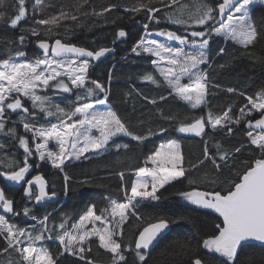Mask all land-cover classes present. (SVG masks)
Segmentation results:
<instances>
[{
  "label": "snow or ice",
  "instance_id": "obj_1",
  "mask_svg": "<svg viewBox=\"0 0 264 264\" xmlns=\"http://www.w3.org/2000/svg\"><path fill=\"white\" fill-rule=\"evenodd\" d=\"M35 3L39 6L40 0H35ZM5 4L6 0H0V8ZM174 5L178 6L177 10L167 15V21L184 34L160 29L155 35L166 38L168 42L175 41L178 46L151 38L150 23H144V34L132 46L131 52L150 58L155 72L163 79V85L171 90L169 95L174 94L190 109H203L208 104L211 77L202 66H213L210 41L213 37L222 38L245 50V54H254L251 50L264 41V24L257 26L252 13L257 8L264 9V0H216L214 5L207 3V0H196L194 11H186L188 5L180 4V0H169L164 7L172 8ZM13 7L9 26L15 29L27 16L26 0H16ZM115 7L112 5L94 14L103 15V12ZM142 9L146 10L149 22L160 23V18L154 15L160 9L153 8L151 0L138 3L131 11L139 13ZM4 18L5 13L0 11V20ZM69 18L76 20L75 15L70 17L67 11L61 10L50 18L37 19L35 23L48 26L50 33L58 35L53 32L52 26H59L61 20ZM32 35L38 36V29L33 28ZM126 36L125 30H118L113 43ZM18 39L23 45L26 37L20 35ZM37 47L41 52L32 61L19 59L27 55L22 48L15 52V58L9 55L8 58L0 59V132L18 141L19 147L23 149L22 162L15 158L7 164L0 161V177L11 182L9 188L23 182L24 197L40 205L56 193L48 191V183L40 174L27 179L33 166L30 163L32 158L47 162L53 169L64 172L68 163L81 158L88 159V153L104 155L113 149L116 153L121 149L130 150L128 143H117L115 138L127 137L137 144H143L151 136L166 133L168 128L160 126L153 131L149 127L146 133L133 132L117 112L107 107L112 70H109L106 86L89 76V68L93 62L113 52L114 48L101 46L98 50H89L84 46L62 42L60 38L54 42L38 40ZM224 54L226 48L221 47L217 55ZM226 63L220 64L219 68H225ZM140 79L158 87L163 86L153 72H146ZM49 90L56 94H69L74 99H69L68 104L62 106L53 101ZM226 91L234 93L237 90L228 87ZM159 99L165 100L166 97L161 95ZM245 99L251 108L247 105L241 107L239 115L235 117L231 109L225 110L222 115H214L208 110L206 119L204 115L191 119L187 116L178 119L177 114L162 115L165 120L178 121L174 127L176 133L202 139L218 130L233 134V128L229 125H240L242 122L248 129L245 133L248 144H241L231 152L221 151V145L217 142L218 151L212 154L205 140L204 159L198 162L202 165L211 161L218 174L211 183L216 184L225 167L232 170L230 161L235 162L237 159L232 153L249 151L252 158L246 160V167L237 173L238 180L226 183L220 190L193 188L177 193L182 200L199 209L210 210L217 218L215 230L196 240L194 246H183L188 249L185 253L188 255V264H213V260L206 255L210 253L223 258L218 264H241L239 254L244 248L251 247L254 242L264 247V88L255 97L245 96ZM25 101L30 102V107ZM148 102L156 104L157 100L153 98ZM97 106L104 108L99 110ZM255 113H259V118H255ZM13 115L18 120H13ZM50 118H54L55 122ZM9 121L12 127H8ZM18 124L31 136L19 134ZM209 128L211 132L206 131ZM50 144H54L55 149ZM5 147V144L0 143V149ZM192 167L197 168L198 165ZM131 171L135 179L131 181L130 187L125 179V171L116 173L121 181L120 190L124 192L122 202L110 200L107 206L100 209L95 204L89 205L78 222L71 224L70 228L67 226V215L58 225L49 226L50 214L39 218L27 206L23 208L24 216L36 223L21 227L5 215L19 216L20 213L14 209V200L9 198L5 189L0 188V208L3 209V213H0V237L3 238L0 255L8 254L10 257L5 264H60V258L65 254L77 257L84 264H94L86 253L91 251V245L96 242L100 249L111 254L112 264H130L125 253H134L135 259L131 264H147L151 247L172 221L160 215L138 229L133 240L124 245V227L129 215L135 216L137 220L142 219L136 210L160 201L163 196L161 189L187 179L188 169L184 166L181 145L169 140L149 154L143 166ZM64 179L65 182L69 179L66 174ZM194 183L189 180V184ZM180 219L191 222L187 216H181ZM45 240L59 242L56 254L45 246Z\"/></svg>",
  "mask_w": 264,
  "mask_h": 264
},
{
  "label": "trees",
  "instance_id": "obj_2",
  "mask_svg": "<svg viewBox=\"0 0 264 264\" xmlns=\"http://www.w3.org/2000/svg\"><path fill=\"white\" fill-rule=\"evenodd\" d=\"M140 2L148 3V0H40L39 6L36 5L35 0H26L27 16L17 28L13 29L9 26V20L13 15V5L16 4V0H6L5 6L0 8V11L5 13V18L0 20V59L8 58L9 55L15 58V52L22 48L27 55L19 59L32 61L38 54L34 47L38 40L52 42L56 38H60L65 43L84 46L89 50H98L101 46L114 48V55L100 63H92L89 68V76L92 79L100 80L106 86L109 70H112L108 106L117 112L133 132L146 133L149 127L156 131L160 126L167 127L168 131L164 134L151 136L143 144H137L127 137H118L116 142L128 143L130 150L121 149L119 153L111 150L104 155L72 162L66 166L64 172L53 169L47 162L32 158L30 163L33 166L28 179L36 174H40L46 179L49 192L56 193L55 200L51 204L37 206L34 201H29L24 197L22 188H9L2 177H0V188L5 189L6 194L14 200L15 211L20 213L14 218L9 215V219L18 222L21 227L36 223L24 216L23 208L27 206L39 218L50 214L49 226L58 225L67 215V226L70 228L71 224L78 222L79 217L89 205L95 204L97 209H100L107 206L110 200L119 202L124 200V192L120 190L121 181L117 172L125 171V179L130 187L131 181L135 179L131 169L143 166L147 156L154 152L161 143L179 140L182 143L181 150L184 156V166L188 169V178L174 182V185H168L166 189H161L162 199L155 202L153 206L138 208L136 211L142 219L137 220L135 216L129 215V221L124 227L123 244L127 245L129 241L133 240L138 229L154 221L158 216L165 215L172 221L170 232L152 249L151 255L147 258V264H188V255L185 254L188 249L183 246H194L196 240L206 237L207 233L215 230L217 218L216 214L211 213L210 210L199 209L182 200L177 193L193 188L209 191L220 190L225 187L226 183L238 180L237 173L246 167L245 161L250 160L252 154L249 151L232 153L237 157L235 162L230 161L233 165L232 170L225 167L219 174L217 183L212 184L211 180L216 179L218 174L211 161L208 160L202 165L198 164L200 160L204 159L205 140H207V147L212 154H216L218 151L217 142L221 145V151L231 152L241 144H248L245 134L247 129L244 127V123L229 125L233 128V134L218 130L203 139L201 137L186 139L179 137L178 133L174 131L178 121L165 120L162 115L177 114L178 119H183L185 116L191 119L193 116L204 115L206 119L208 110H211L214 115H222L225 110L231 109V114L235 117L239 115L241 107L247 105L248 108H251V105L247 104L245 96L255 97L264 88V41L251 50V53L254 54H245V50L239 46L225 42L222 38L213 37L210 41V56L213 66L211 68L203 66L211 77L210 93L207 96L208 104L206 108L193 110L183 101L176 99L174 94L169 95L171 90L163 85V79L155 72L149 57L137 56L131 52L132 46L144 34V23H150L149 31L154 33L160 29L179 31L177 26L168 23L166 18L168 14L176 11L178 6L165 8L164 5L168 4L169 0H151V6L160 9L159 12L154 13L160 18V23L157 24L155 21L147 20L146 10L142 9L139 13L131 11ZM195 3L196 0H180V4L188 5L186 11H194ZM207 3L214 5L216 0H207ZM112 5L117 7L103 12V15L94 14L101 12L104 8H110ZM125 9H129V11H125ZM61 10L67 11L70 17L75 15L76 20L73 21L71 18L61 20L59 26H52L53 32L58 35L50 33L47 30L48 26L35 23V20L50 18ZM252 16L257 26L264 24V9H255ZM33 28L38 29V36L32 35ZM120 29L125 30L127 36L113 43L115 33ZM179 34L183 35L184 33L179 31ZM20 35L26 37L23 45L18 39ZM221 47L226 48V54L217 55ZM224 63H226V67L219 68V65ZM146 72L155 73L157 80L161 81L163 86L158 87L149 82H143L140 77ZM228 87H233L237 91L228 93L226 91ZM161 95L166 99L160 100ZM153 98L157 100L156 104L148 102ZM69 99L74 98L69 94L61 93L53 101L65 106ZM25 103L28 104L27 101ZM258 117L259 115L255 113V118ZM12 119L18 120V117L13 115ZM50 119L55 122L54 118ZM7 124L8 127L13 126L10 121ZM17 126L19 134L25 135L23 127L19 124ZM206 131L211 132V129H206ZM0 143L6 145L5 148L0 149V161L3 164H7L13 158L22 162L23 149L19 147L18 141L12 140L0 132ZM193 165H198V167L193 168ZM3 170L7 171L8 169L3 168ZM65 174L69 178L67 182L64 179ZM189 180L195 181V183L189 184ZM220 181L225 183L222 184ZM181 216L189 217L191 222L180 219ZM93 240L95 241V239ZM43 243L53 254L57 253L58 241L45 240ZM0 246H3L2 237H0ZM110 255L98 247V242L93 243L91 251L86 253L87 258L93 260L94 264H112ZM125 255L131 264V261L135 259L134 253H125ZM206 255L213 260V264H218V261L223 259L214 253ZM9 258L8 254L0 255V264H5ZM12 259H14V254ZM239 260L241 264H249V261H252V264H264V247L253 244L251 247L244 248L239 254ZM60 264H84V261L65 254L60 258Z\"/></svg>",
  "mask_w": 264,
  "mask_h": 264
},
{
  "label": "water",
  "instance_id": "obj_3",
  "mask_svg": "<svg viewBox=\"0 0 264 264\" xmlns=\"http://www.w3.org/2000/svg\"><path fill=\"white\" fill-rule=\"evenodd\" d=\"M225 18H226V17H225ZM217 26H218V25H217ZM52 42H54V41H52ZM34 47H35V49H36V51H37L38 53L41 52V50L38 49V47H37V42L35 43V46H34ZM114 52H115V50H114L113 52L107 54V56H106L105 58H101L100 61H95V62H93V63H100V62L104 61V60L107 59L108 57L114 55ZM258 118H259V117H258ZM247 130H248V129H247ZM178 136L181 137V138H186V139L198 138V137H195V136H191V135H187V136H186V135H183V134H178ZM2 178H3V177H2ZM3 179H4V178H3ZM6 182H7L8 185L11 184V182H8V181H6ZM22 185H23V182H22L21 185H14L13 187H20V186H22ZM48 191H49V187H48ZM54 200H55V197H51L50 199H46L44 202H42V204L37 205V206L41 207V206L46 205V204H51V203L54 202ZM14 206H15V204H14ZM2 212H3V209H2ZM169 232H170V225H169V228H168L167 230H165V232L162 233V234L157 238V241L154 242V246L151 247L150 252H151L152 249L158 244V242H159L164 236H166ZM253 244H254V245H257V246H260V245H259V242H254ZM260 247H261V246H260Z\"/></svg>",
  "mask_w": 264,
  "mask_h": 264
},
{
  "label": "rangeland",
  "instance_id": "obj_4",
  "mask_svg": "<svg viewBox=\"0 0 264 264\" xmlns=\"http://www.w3.org/2000/svg\"><path fill=\"white\" fill-rule=\"evenodd\" d=\"M221 2H222V0H221ZM152 35H151V38H155V39H158V40H161L162 42H166V43H171L173 46H178L177 44H176V42L175 41H172V42H168L167 40H166V38H164V37H159V36H156L155 34L156 33H154V32H150ZM23 61V60H22ZM203 67V66H202ZM183 82H186V81H183ZM50 96H51V98L52 99H54L53 97L54 96H56V98L55 99H57L58 97H59V95L60 94H56L55 92H53L52 90H49V93H48ZM74 98V97H73ZM28 102V106L30 107V102L29 101H27ZM98 107V109L99 110H102L103 108H104V106H97ZM107 107H109L108 106V104H107ZM110 108V107H109ZM256 114H258L259 115V113H256ZM22 126V125H21ZM23 131H24V129H22ZM25 135H31V133H25V132H23ZM115 139H117V138H115ZM192 139H195V138H192ZM176 142H178L180 145H182V143H181V141H179V140H175ZM50 147H52L53 149H55V145L54 144H50ZM114 150V149H113ZM111 151V150H110ZM109 151V152H110ZM108 153V152H107ZM106 154V153H105ZM88 155V157L90 158V157H95V156H100V155H94V154H92V153H88L87 154ZM81 159H84V158H81ZM72 162H76L75 160L74 161H72ZM71 162V163H72ZM48 165H50L49 163H47ZM68 164H70V163H68ZM67 164V165H68ZM51 166V165H50ZM151 165H149V167H150ZM0 210H1V208H0ZM0 213H3L2 212V210L0 211ZM8 218H9V215H10V217L11 218H14L15 216L14 215H12V214H5ZM97 224H99V222H97ZM88 227L89 228H91V224H89L88 225ZM93 239H95V237H93Z\"/></svg>",
  "mask_w": 264,
  "mask_h": 264
},
{
  "label": "flooded vegetation",
  "instance_id": "obj_5",
  "mask_svg": "<svg viewBox=\"0 0 264 264\" xmlns=\"http://www.w3.org/2000/svg\"><path fill=\"white\" fill-rule=\"evenodd\" d=\"M61 94V93H60ZM53 98H56V97H53ZM27 179H28V176H27ZM34 187V186H33ZM12 188H22L23 189V185L22 186H20V187H13L12 186ZM10 198V197H9ZM15 204V203H14ZM14 209H15V206H14ZM1 210H2V208H1Z\"/></svg>",
  "mask_w": 264,
  "mask_h": 264
}]
</instances>
